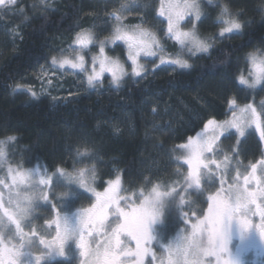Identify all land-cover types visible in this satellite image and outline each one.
Segmentation results:
<instances>
[{
  "label": "trees",
  "instance_id": "1",
  "mask_svg": "<svg viewBox=\"0 0 264 264\" xmlns=\"http://www.w3.org/2000/svg\"><path fill=\"white\" fill-rule=\"evenodd\" d=\"M144 1L151 6L153 0ZM203 2L212 7L211 0ZM221 2L242 27L213 44L209 54L187 62L189 67H159L118 86L107 80L91 89L85 85L62 98L34 97L21 90V81L31 79L51 59L60 39L91 25L99 9L101 16L107 1L18 0L10 11L0 10V21L20 26L22 32L21 39L13 43L0 31V141H7V161L21 168L39 165L46 174L57 173L63 182L55 180L49 205L59 209H65L55 197L60 190L68 195L71 209L90 205L92 194L64 175L75 176L81 170L84 182L98 188L119 178L126 198L153 189L170 193L155 225L157 238L169 242L180 228L188 227L178 212L194 210L200 218L207 207L204 191L188 189L189 168L181 145L209 120L227 119L235 111L232 101L235 105L257 104L261 98V93L241 84L239 77L250 71L251 52L264 55V0ZM217 9L216 19H220ZM204 16L208 19L204 32L211 36L216 25L209 24V9ZM103 29L100 26V33ZM254 135H245V140L233 144L237 157L246 162L263 153ZM10 136L16 139L8 141ZM227 142L223 137L222 145ZM49 205L45 207L51 211ZM51 264L70 263L57 259Z\"/></svg>",
  "mask_w": 264,
  "mask_h": 264
},
{
  "label": "rangeland",
  "instance_id": "2",
  "mask_svg": "<svg viewBox=\"0 0 264 264\" xmlns=\"http://www.w3.org/2000/svg\"><path fill=\"white\" fill-rule=\"evenodd\" d=\"M97 1H107V7L101 16L99 9L96 18L89 22L91 25H84L78 31L71 34V36L60 39L58 41V47L52 52L51 59L44 65L40 66L31 79L21 81V90H26L29 93H35L36 95H49L54 98H62L65 97V93L67 92H77L86 87L91 89L98 85L105 84L106 80L111 86H118L125 80L140 78L147 73L153 72L159 67L170 69L179 67L171 63L177 55L187 62L199 60L202 56L204 57L210 53L211 48L214 47L217 41L228 38V36L236 31V29H234L231 32L221 35V29L226 27V25L222 23L221 18L216 19V15L218 14L216 13L218 11L217 8L221 11L222 7L226 6L224 3L223 5H220L222 3L221 0H211L212 7H209L210 3L203 2V0H196L200 5L201 17L196 19L194 13L189 12L185 14L184 19L179 22V28L181 31H195L196 35L200 39L206 40L211 47L208 52H197L193 55L188 52L187 49L181 50V46L174 39H170L167 32L168 14L174 15L176 11H181V9L175 7L170 8L169 5L191 3L192 0H153L151 6L144 0ZM162 5L165 10L164 16L160 15ZM149 8L151 11L148 10ZM208 9L212 15L209 24L216 25L215 32L213 31L211 36H207L204 32V25H208V19L206 20L204 15L207 13ZM230 12L231 10L229 11V16L227 18H235L237 22H239L237 17ZM152 15L156 17L157 21L156 19L153 21L151 18ZM117 16H119V20L116 19ZM100 26L104 28V33H100ZM117 26L129 32L133 30H145L155 34L160 42V47L163 48V53L159 52L155 47L154 50L157 51L156 56H146L144 53H141L137 57V62L140 66V68L137 69L139 74H135L133 71L134 66L132 60L129 59V49L127 44L124 41L112 42ZM0 31L1 34L8 35L10 41L13 43L16 42V40H20L22 37L21 28L17 25H10L0 21ZM81 32H89L93 38V42L85 49H80L79 46L74 44L76 35ZM101 42L104 43V57L107 58L106 63L110 61L118 62L123 68V75L119 77V83L117 84L113 82L112 72L104 71L99 78V81L94 82V85L90 87L87 83V75L91 74L93 67H95L96 71L100 70L99 62L97 61L96 65H93L92 57L100 55ZM72 49H75V51ZM251 53H256L258 56L263 55L259 51H253ZM77 54L84 57L87 72L72 69L69 65H65L61 68L59 63L56 65L52 64L53 58H56L57 61H60L64 57L74 60ZM161 55L165 58V63L163 64L159 59ZM249 66L250 71L243 76H245L249 80V83H251L255 77L254 75H250V72L252 71L250 63ZM245 86L254 90L255 93H261L259 102H256L257 104L248 103L246 105L232 104V109L235 111L230 113V116L227 119L214 121L215 123L209 125L208 129H205L206 123L203 129L199 132L204 134L206 138L212 136L216 137L213 143V151L204 154V156L208 158L205 160L206 163H209V160H214L215 163H209L208 169H200L199 187H196L195 185L188 187V189L195 193L204 191V195H206L207 198V207L205 208L204 213L200 218H197L195 214L196 211L194 210L189 212H178L180 220L184 219L188 224V227L180 228L169 242L157 238L155 225L158 220L150 224L149 230L153 240L148 245L141 243L140 246L141 249L148 247L150 250L147 255L140 258L144 261V264H177L178 252L174 242L184 236L190 235L192 232V225L208 215V207L211 203L209 200L210 196H215L217 192H221V195H226L230 187H239L241 190L246 189L249 193H255L256 203L250 204L249 208L251 209V212L242 217L250 220L253 224V228L245 230L241 234L237 224L236 234L233 235L228 247L233 252V255H235L236 248L242 252L239 257L242 264H264V237H260L258 227L261 224L260 212L264 210V135H262V133H264V109H262V104H264V80L259 84H256L255 87H249L248 85ZM248 105L256 108L257 114L260 117L259 127H257L256 124L248 125L246 114L240 112V109H244ZM234 113L235 119L239 120L240 123L244 125L243 136H240L234 127L228 128L226 131L216 127V125L223 124L225 121L233 120ZM251 133H254V137H257L260 140L263 153L260 158L252 162H246L244 159L237 157V146H233V144L238 145L241 140H245V135ZM196 137L197 134L192 139H195ZM223 137L228 138V142L222 145ZM188 142L185 144H188ZM184 152L187 160L188 151L184 149ZM188 168L190 172L191 169L189 164ZM41 180H47L48 184L45 185L40 183ZM55 180L57 182H63L57 173L52 175L50 173L46 174V170L39 165L30 168H21L10 164V162L7 161V152L5 148V154L0 156V234H3L4 237L3 244H0V264H12L14 259L15 264H51L57 259L69 260L70 264H84L85 261H88L89 264H91V257L80 255V252L83 251V249L78 248L75 239L66 241L63 256L49 251L44 244L40 243V240L43 239L51 243L55 248L57 246L55 243L58 231L57 223H60V230L62 231V217L65 216L71 222L75 223L80 211L90 209L93 205L97 204L95 194L100 193L103 195L106 189L109 188L110 184L117 181V178L112 179L103 188L95 187L93 184L87 182H84L86 186H81L79 182L73 181L82 190L92 194V201L90 205L84 207L78 206L72 209V205L68 203L69 198L68 200L66 198L68 195H64L65 193H62V190L58 191L55 188L54 189L59 192L55 197L59 200L60 206L65 209H59L54 205H49L52 203L50 200V190L51 193H54L53 185ZM221 181H223V183H221ZM69 182L73 183L71 181ZM222 189L223 191H221ZM157 191L164 194L160 190ZM151 192L152 191L142 192L138 195H131L126 198L122 194V184L119 179L118 195L123 198L120 201V205L121 207H124L126 211H130L133 207H139L143 198ZM45 196L47 197V200L44 199ZM64 199L66 202H62ZM125 200L127 201V204H125ZM164 201L165 196H163L160 201V211ZM47 203L52 212L50 209H46L45 205H47ZM67 207L69 209H67ZM23 208H26L27 211L21 218L19 210ZM239 216L240 214H238V217ZM111 219L112 217L109 215V220ZM17 223H19V232L24 234L23 239H21V236L18 234ZM112 226L115 227V224ZM111 235V230L107 228L106 223L104 230L99 234L95 231H93L91 235L85 234L84 240L89 249H95L97 244L103 245L106 239ZM120 240L124 251L137 252L136 241L132 240L130 236L122 235L120 236ZM249 240L253 241V246L244 250L243 242ZM21 243L24 244V248L19 250L21 252H28L23 256L14 257L10 254L9 250L16 251V249L12 248V245H17L19 247ZM37 257H40L38 261L36 259ZM232 258L233 257H229L227 253H223L219 256V264H224L225 261ZM202 261L203 264H217V257L204 256L202 257Z\"/></svg>",
  "mask_w": 264,
  "mask_h": 264
},
{
  "label": "snow or ice",
  "instance_id": "3",
  "mask_svg": "<svg viewBox=\"0 0 264 264\" xmlns=\"http://www.w3.org/2000/svg\"><path fill=\"white\" fill-rule=\"evenodd\" d=\"M43 2V0H41ZM17 0H0V10L7 9L11 10L12 6L16 5ZM170 8L181 9L176 11L175 14H168V29L170 39H174L180 46L181 50L187 49L188 52L195 55L197 52H208L211 45L206 41L200 39L195 31H181L179 28V22L184 19L185 14L191 12L194 13L196 19L201 17L200 5L196 0H192L191 3L169 5ZM160 15H165L163 5L161 7ZM229 9L227 6L222 7L220 17L221 21L226 27L221 29V35L224 33L231 32L232 30L241 29V24L237 22L235 18L228 19ZM119 20V16L116 17ZM124 41L129 49V59L133 63V71L135 74H139L137 69L140 68L137 62V57L144 53L146 56H156L157 49L163 53V48L160 47V42L155 34L145 30H133L131 32L123 30L117 26L115 29L112 42ZM93 42L91 33L81 32L76 35L74 44L79 46L80 49H85L89 44ZM71 49V46H70ZM75 51V49H72ZM160 62L165 63L163 55L159 57ZM249 63L252 71L250 75H254V79L251 83L249 80L241 75L239 77L240 83L248 85L249 87H255L264 80V55L258 56L256 53H250L248 56ZM99 62V71L93 67L91 74L87 75V83L91 87L94 82H98L104 71L112 72L113 82L119 83V77L123 75V68L116 61L107 62V58L104 57V43H100V55L92 57L93 65ZM59 63L60 67L63 68L65 65H69L72 69H78L81 72H87L85 67V60L82 55L77 54L75 59H69L64 57L60 61L53 58L52 64L56 65ZM172 64L177 65L181 68L189 67L186 60L182 59L177 55L175 59L171 61ZM142 70V69H141ZM35 97V93H32ZM231 103H235L232 101ZM264 109V104H262ZM241 113L246 114L247 124H256L259 127V115L257 114L256 108L251 105L246 106L244 109H240ZM215 122L209 120L205 125V129H208L209 125H213ZM216 127L227 130L228 128H235L240 136L244 135V125L239 120L234 119L231 121H225L223 124L216 125ZM264 135V133H262ZM16 137H8V141L15 140ZM216 137L206 138L204 134L198 133L195 139H189L188 144L181 145V148L188 151L187 163L190 166V172L187 177L189 186L195 185L199 187L200 184V169H208L209 163H215L214 160H209L204 154L211 153L213 151V143ZM7 141H0V156L5 154V144ZM80 154V153H78ZM69 181H76L81 186L84 184L85 173L83 170L78 172L75 176L71 174H64ZM247 182V180H246ZM40 183L47 185V180H41ZM223 183V181H221ZM119 190V178L117 181L110 184L109 188L106 189L105 193L101 195L96 193L97 204L93 205L92 208L80 211L78 218L75 223L71 222L65 216L62 217L63 227L60 230V223H57V236H56V247L54 248L51 243L41 239L40 243L44 244L45 247L56 254L63 256L66 241L75 239L77 246L83 251L80 252L81 256L91 257V264H116V260L120 255L125 257L130 255L138 256L137 264H141L142 256L149 253V248L144 247L141 249V243L148 245L153 237L150 234L149 226L155 221L160 219V201L163 196L170 195V193L161 194L156 189H153L150 194L145 196L140 203L139 207H133L130 211H126L124 207H121L120 201L123 199L118 195ZM223 191V189L221 190ZM255 193H249L247 190H241L239 187H230L226 195H221V192H217L215 196H210L209 200L211 203L208 207V215L202 220H198L197 223L192 225V232L188 236H184L174 242L178 252L177 264H203L202 257L204 256H215L217 257V264H219V256L223 253H227L232 259L225 261L224 264H242L240 260L241 251L236 248L235 255L228 245L230 244L232 237L236 234V226L238 224L241 234L248 229L253 228V224L250 220L242 218L246 216L251 209L250 204H255ZM27 199V198H25ZM47 200V197H44ZM183 198H181V204ZM125 204L127 201L125 200ZM30 206V205H29ZM21 218L26 214L27 209H20ZM238 214L240 216L238 217ZM109 215L112 219L109 220ZM261 224L259 227L260 237H264V210L260 212ZM107 228L111 230L112 235L109 236L106 241L101 244H97L95 249H89L86 245L84 236L85 234L91 235L93 231L98 234L104 230L105 224ZM115 224V227L112 225ZM18 234L23 239L24 234L19 232V223H17ZM130 236L132 240L136 241L137 252L124 251L120 245V236ZM114 241V243H113ZM4 237L0 234V244H3ZM34 242V241H33ZM241 244V241H240ZM253 246V241L249 240L243 242V248H250ZM16 251L9 250L10 254L14 257L23 256L28 251L21 252L19 249L24 248V244L21 243L19 247L12 245ZM190 258V259H189ZM37 261L40 257L36 258ZM15 264V259L12 261ZM84 264H89L85 261Z\"/></svg>",
  "mask_w": 264,
  "mask_h": 264
},
{
  "label": "flooded vegetation",
  "instance_id": "4",
  "mask_svg": "<svg viewBox=\"0 0 264 264\" xmlns=\"http://www.w3.org/2000/svg\"><path fill=\"white\" fill-rule=\"evenodd\" d=\"M120 247L122 248V245H120ZM137 260H138V256L136 255H130L127 257L120 255L116 260V264H137ZM143 262L144 261L141 260V264H143Z\"/></svg>",
  "mask_w": 264,
  "mask_h": 264
}]
</instances>
